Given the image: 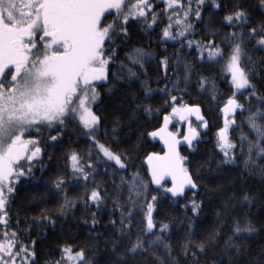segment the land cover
<instances>
[{
	"label": "snow or ice",
	"instance_id": "snow-or-ice-1",
	"mask_svg": "<svg viewBox=\"0 0 264 264\" xmlns=\"http://www.w3.org/2000/svg\"><path fill=\"white\" fill-rule=\"evenodd\" d=\"M160 3L164 7L158 12L153 0H0V264H36L37 240L33 238L31 246L19 240L20 229L11 226L10 201L21 178H34L36 164H41V172L48 170L43 164L45 145L61 141L70 124L84 133L89 147L86 152L72 149L66 153V168L39 186L47 199L56 201L55 211L43 208L31 219L54 227L57 219L65 218L81 201L86 209L95 206L100 211L109 198L120 218L106 225L115 229L116 236L108 251L101 252L94 245L89 254L84 247L62 245L61 259L48 264H210L201 260L209 251L221 257L213 258L211 264H264V248L255 259H240L251 252V246L244 243L245 234L256 229L250 212L239 211L236 204L239 201L243 207L264 199V191L258 196L250 190L224 195L227 189L218 187L211 193L218 198L213 205L214 227L197 233V220L205 206L196 199L201 187L197 181L205 166L210 173L214 171L213 160L198 165L194 173L189 157L181 154V138L168 128L173 119L188 121L182 140L192 150L200 133L190 117L195 115L202 127H208L200 105L184 102L196 71V64L181 55L186 46L189 54L195 50L197 61L218 66L231 88L220 109L224 122L217 129L216 146L223 160L215 162L216 169L235 165L243 157L247 173L259 174L264 180V56L256 59L249 50L251 46V51L264 52V12L253 22V10L232 0ZM256 7L264 9V0ZM197 22L205 25L203 35L188 39L196 34ZM162 23L159 42L180 45L172 55L167 48L159 54L133 42V25L150 33ZM153 64L154 78L149 73ZM254 76L260 78L259 87ZM196 85L216 99L215 77L201 73ZM103 95L116 102L105 105ZM157 96L164 98L163 123L152 130L145 127L130 149L115 150L112 142L119 140L117 134L123 127L134 133L132 125L142 126L141 114L151 118L161 111L153 106ZM237 110L247 113L240 124ZM105 112L112 117L110 132ZM102 124L104 140L100 139ZM237 128L240 132L233 137ZM157 137L163 142V151L147 152L137 163L140 146L147 138ZM101 169L109 177L111 191L107 182L103 187L96 182ZM81 178L83 193L70 197L67 185L79 187ZM229 187L234 184L230 182ZM188 191L193 196L179 205ZM162 200L183 209L180 226L186 231L176 244L170 234L175 217L160 221L157 231L154 213ZM189 209L191 216L187 215ZM138 213L142 216L137 230L133 225ZM16 223L19 225V219ZM98 224L92 213L91 225Z\"/></svg>",
	"mask_w": 264,
	"mask_h": 264
},
{
	"label": "trees",
	"instance_id": "trees-1",
	"mask_svg": "<svg viewBox=\"0 0 264 264\" xmlns=\"http://www.w3.org/2000/svg\"><path fill=\"white\" fill-rule=\"evenodd\" d=\"M232 2L243 3L245 7L253 10V22L261 19V12H264V9H257L259 0H232ZM157 5V11L160 12L163 10L164 5L160 3V0L153 1ZM204 15H208L207 8L205 9ZM193 19H195L193 17ZM108 20H111V17H108ZM164 23H167V20H164ZM163 23L158 24L155 27V31L150 33H145L140 25L132 26V40L134 43H138L148 47L150 51H157L159 54H164V49L167 48V54L172 55L180 45L174 43L173 41H167L165 43H160L158 34L163 28ZM205 25L197 22L195 25L196 34L189 36L188 39L197 40L200 39L203 35ZM230 29H225L224 31H229ZM219 39V38H218ZM151 41V43H149ZM186 43V42H185ZM250 54L254 58L259 59L261 56H264L262 51H251V46H249ZM123 53H121V56ZM181 55H186L187 59L196 64V71L192 76V87L188 90V94L184 96V102L186 103H198L201 107L202 115L204 119L208 121V127L204 128L201 126L202 122H196L193 118H190L192 126L196 127L199 131V137L194 141L193 151H188L186 147L181 148V154L188 156L190 161V167L195 173L197 171V166L205 164L209 159L213 160L212 169L213 172H209L207 166L200 172V179L197 181L201 187L199 189V194L196 195L197 201H204V208L199 215L197 220V228L195 231L200 233L205 229L210 230L214 227L213 221L215 220L214 208L213 205L218 203V198L211 195L218 187L223 186L227 191L223 194L227 195L230 191H235L239 193L241 190H250L252 193H255L257 196L264 191V180L261 179L259 174L255 176L249 175L247 170L243 167V157L236 161L235 165H226L220 169H216V161L223 160V153L216 146V133L219 127L223 126L224 115L221 113L220 109L223 107V104L226 102L227 97L231 95V88L228 79L225 78V74L221 73L218 66L211 65L209 66L207 62H199L196 60L195 50H191L189 54V49L185 46ZM173 59L175 57L173 56ZM171 72V69H170ZM149 73L155 77V64L149 68ZM203 74L210 77H215V83L219 89L215 93L216 99H213V93L209 91L201 92L196 85V80L199 74ZM254 82L257 83V86H260V78L254 76ZM162 86V84H161ZM152 87H157L155 83L152 84ZM261 91L264 92V88H261ZM101 92H104V89H101ZM174 95H179L178 93H173ZM247 95V93H245ZM163 99L159 96L153 101L154 107L161 108V111L152 116L151 118H145L141 114L140 125H132L135 129L134 133H129L127 127H123L122 130L117 134L119 136L118 141L112 142V147L117 150L130 149L132 143L135 142L136 136L139 135L140 131H143L146 127L147 130H152L153 127H158L161 124L162 116L164 115L165 109L163 108ZM243 102V98L240 97ZM103 102L105 105H112L116 102L115 98L103 95ZM100 108V105L96 106ZM111 109L109 108V111ZM167 111H171V108L168 107ZM237 124H240L241 120L247 113L239 114L240 110H237ZM106 117L107 127L109 132L111 130L110 121L111 116L107 112L104 113ZM232 117L229 116V119ZM125 121L127 117H124ZM175 122V121H174ZM173 122L172 130L181 135L183 132L184 124L178 127ZM105 124L101 125V134L100 139L104 140L103 131ZM244 131L247 132V128H244ZM240 128H237L233 137L238 136ZM55 134V133H53ZM131 136V139H129ZM89 147V143L84 133L78 129H74L73 125L68 126V131L65 133L63 139L57 144H46V151L43 155V164L48 165V170L41 172V164H36L34 169V178L29 180L28 178H21L20 182L17 184V191L10 201L9 212L11 218V226L13 228L20 229L19 240L22 243H26L31 246V241L33 238L37 240L35 245V250L37 253L36 264H48L49 261H56L61 259L62 245H71L74 249H79L84 247L89 254L94 250L93 246L98 245V249L101 252L108 251L111 247V242L116 238L115 229L108 225V222L112 219H116L119 222L120 213L118 209L113 208L111 198L102 206L100 211H97L95 206L90 208H85L84 203L81 201L78 206L69 210L65 218H60L56 220V224L53 227L51 224H40L33 222L32 217L40 215V210L43 208H48L55 211V200H49L44 195L40 185H43L45 182L49 181L58 170H64L66 168V162L64 156L66 153H69L72 149H76L82 152H86ZM150 151L161 152L162 148L160 143H151L147 138L145 142L140 146L138 152L135 154L137 163L142 161L143 155ZM49 155L52 156L51 161H49ZM264 163V162H262ZM146 167V166H145ZM134 170V169H133ZM70 171V169H69ZM242 173H244L242 175ZM66 179H71V177H66ZM96 182L100 183L102 187L104 182H107V187L111 191V182L109 177L104 175L101 169V174L96 177ZM230 182L234 184L233 187H229ZM79 187H73V185H67L71 190L69 191L70 197H75L77 194H82L84 181L81 178L79 181ZM92 186V182L89 181V187ZM207 192L206 194V188ZM152 188H154L152 186ZM151 195V194H150ZM193 196L192 191H188L185 199L179 201V205L185 204ZM150 198V196H149ZM34 204V205H33ZM237 208L241 212H250V219L253 222V226L256 229L255 232L251 234H245L246 240L244 241L245 245L251 246V252L245 254L240 259L249 260L255 259L260 251L264 248V199H257L251 205H246L241 207L239 201L236 202ZM177 204H172L171 201L162 200L154 213V219L157 221V231L159 230V222L167 220L168 217H175L173 221L170 234L173 244H176L178 238H182V233L186 231L185 228L180 226L181 220L183 219V209H181ZM146 208V206H145ZM92 213H96V218L99 220V224L95 227L91 225ZM188 216H191L192 213L189 209ZM142 213H138L135 217L136 223H134V229L139 228V220L141 219ZM19 219V225L16 221ZM87 220L89 223H84ZM187 223V221H183ZM3 229L0 228V231ZM95 237V238H93ZM220 260L221 257L218 253L209 251L207 256H202L201 260L207 259L210 264L212 259Z\"/></svg>",
	"mask_w": 264,
	"mask_h": 264
},
{
	"label": "water",
	"instance_id": "water-1",
	"mask_svg": "<svg viewBox=\"0 0 264 264\" xmlns=\"http://www.w3.org/2000/svg\"><path fill=\"white\" fill-rule=\"evenodd\" d=\"M190 118H193L194 121H196V122H201V121H198V120L196 119V116H195V115H192ZM162 123H163V116H162L161 124H162ZM161 124H160V125H161ZM172 124H173V120H171V122L169 123V126H168L169 131H171V132H173V130L171 129ZM160 125H159V126H160ZM159 126H158V127H159ZM188 126H189V122L187 121V122L184 124L182 134H181V135H177V136H178V138H181L180 150H181V148L186 147L188 151H193V149H192V150H189L187 143L184 142V141L182 140V136L184 135V133L187 132V130H188ZM148 139L150 140L151 143H156V142L160 143L161 148H162V151H163V147H164V146H163V142L160 141L159 137H157V138H155V139H153V138H148ZM162 151H161V152H162ZM169 184H170V181H169ZM152 186H153L154 188L156 187L155 185H152Z\"/></svg>",
	"mask_w": 264,
	"mask_h": 264
},
{
	"label": "rangeland",
	"instance_id": "rangeland-1",
	"mask_svg": "<svg viewBox=\"0 0 264 264\" xmlns=\"http://www.w3.org/2000/svg\"><path fill=\"white\" fill-rule=\"evenodd\" d=\"M153 1H156V0H153ZM175 121V122H174ZM173 122L178 126L180 127L182 124L186 123L187 121H180L178 119H173ZM173 125V124H172ZM172 129V127H171ZM174 132V131H173Z\"/></svg>",
	"mask_w": 264,
	"mask_h": 264
},
{
	"label": "bare ground",
	"instance_id": "bare-ground-1",
	"mask_svg": "<svg viewBox=\"0 0 264 264\" xmlns=\"http://www.w3.org/2000/svg\"><path fill=\"white\" fill-rule=\"evenodd\" d=\"M34 205V204H33Z\"/></svg>",
	"mask_w": 264,
	"mask_h": 264
}]
</instances>
